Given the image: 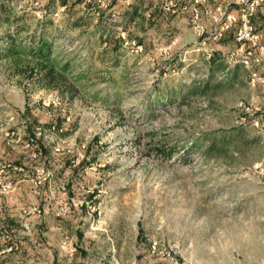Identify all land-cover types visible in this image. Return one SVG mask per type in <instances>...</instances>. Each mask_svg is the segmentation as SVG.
<instances>
[{
	"label": "rangeland",
	"instance_id": "obj_1",
	"mask_svg": "<svg viewBox=\"0 0 264 264\" xmlns=\"http://www.w3.org/2000/svg\"><path fill=\"white\" fill-rule=\"evenodd\" d=\"M70 1L40 0L55 7L50 22L31 0H0V22L10 7L0 36L23 26L24 46L41 33L53 45L44 62L28 52L6 55L0 41V167L28 150L27 136L53 151L46 200H35L27 174L0 173V190L18 182L0 192L11 214L28 216L32 202L41 209L21 235L33 254L18 246L0 252V264L41 263L38 248L48 264H56L53 254L57 264H264V81L251 83L244 72L228 83L223 67L210 79L187 14L176 29L169 19V28L155 30L164 41L151 36L149 51L123 46L115 58L100 35L122 38L121 29L95 28L94 7ZM152 18L143 13L133 30L141 34ZM170 42V53L159 54ZM221 43L218 58L227 49ZM66 61L62 72L57 64ZM187 90L194 92L183 96ZM167 94L173 98L156 103ZM57 117L61 129L48 124ZM21 184L25 196L15 199ZM65 202L74 220L57 216Z\"/></svg>",
	"mask_w": 264,
	"mask_h": 264
},
{
	"label": "built area",
	"instance_id": "obj_2",
	"mask_svg": "<svg viewBox=\"0 0 264 264\" xmlns=\"http://www.w3.org/2000/svg\"><path fill=\"white\" fill-rule=\"evenodd\" d=\"M31 1H33L35 9H37L40 1ZM116 1L82 0V5L88 4L94 7L93 15L95 22L120 28V36L124 40V47L128 46L135 53L143 51V43L138 42L135 38L127 37V31L120 27L121 18H119V13L115 9ZM123 2L130 4V0H123ZM161 8L174 15L187 14L189 16L192 30L199 37V41L195 44V50L203 51L208 62L212 60L215 54L214 45L227 38L230 34L232 37L231 45L225 51H222L221 54V58L227 64V68L240 65L246 69L249 82L264 81V32H261L255 23L257 14L264 16V0H212V2L210 0H162ZM37 12L41 13L43 18L42 11L37 9ZM202 13H205L208 18L206 22L201 19ZM53 16L55 17V11L53 12ZM262 24L264 25V18ZM173 46V42L167 45H160L157 46V51L159 54H169ZM254 117L253 114L249 115L251 120H256L255 125L259 126L258 120L260 118ZM260 131L264 133V126H260ZM24 145L30 151L32 159L37 156L35 137L27 136L24 140ZM71 163V165L79 163L78 158L71 160ZM4 168L5 170L14 168L21 175L23 173L27 174L32 195L41 194L42 191L39 189L43 186L44 179L50 175L49 170L44 167L33 169L7 163L1 165L0 173L4 172L5 174ZM16 184L13 181H6L2 184L0 192H11ZM26 207L28 210L27 214L29 215L25 217L21 216L20 227L14 233L5 232L0 236L1 240H8L11 237L19 238L22 233L29 230L31 226L29 218L35 214H39L41 209L39 205L33 204V202ZM70 211L68 202H65L63 206L58 208L56 214L59 217H64ZM18 246L20 245L14 244L2 249L0 252L11 251L17 249ZM152 248L156 249V246L153 245ZM37 251L40 254L41 260L46 264L42 256V250L38 248Z\"/></svg>",
	"mask_w": 264,
	"mask_h": 264
},
{
	"label": "trees",
	"instance_id": "obj_3",
	"mask_svg": "<svg viewBox=\"0 0 264 264\" xmlns=\"http://www.w3.org/2000/svg\"><path fill=\"white\" fill-rule=\"evenodd\" d=\"M40 1V0H39ZM63 5H69L71 3L70 0H59ZM77 4L81 3L82 0H76ZM51 6H39L37 9H40L43 13V19H47V17H49V21L54 22V16H53V12L55 7H53V9L50 8ZM10 7L7 6V8L3 11V13L6 12V16L4 18H2L0 25H4L10 22L9 19V12ZM1 15V14H0ZM134 13L130 12L129 9H124L121 12H119V18H121V22L119 23L121 25L122 21H124V19H126L127 21H132ZM264 16L262 14H257L256 19H255V23L257 25V28L259 27L258 24L262 25V21H263ZM125 20V21H126ZM118 24V25H119ZM20 29H23V26H20L16 29L15 32H7L5 33V35H1L0 36V41L3 42V47L2 49L6 50V55H14L17 53H30L31 56H34V58L39 59L41 61H47L48 59V55L50 53L49 48L52 47V42H49L48 39H45L43 36V33L40 34V36H37V38L34 37L35 42L33 43V46H24L23 43L19 40V32ZM123 29L126 30V28L123 27ZM131 32H127V37L129 38H135L136 40H138V42L143 43V38L144 36H133ZM19 37V38H18ZM231 37V36H230ZM168 39V38H167ZM101 45H103V43L105 44V48L104 51H111L114 53L115 58L117 57V54L119 53L120 49H122L123 47V42L124 40L122 38H118V39H113V38H104L101 39ZM164 41V37L162 42ZM150 47L145 46V49L149 51ZM3 50V51H4ZM114 58V59H115ZM102 59V58H101ZM218 56H216V54H214L212 60L210 61V65H209V70H208V75L210 77V79H214L213 77V73H218V70L220 67H222V61L223 59L220 57L219 60ZM57 64V63H55ZM60 69L62 70V72H66V70L69 68L70 65V61H66L64 62L61 66L59 64H57ZM222 72V71H221ZM47 78H49V82H54L57 78L56 76L53 74V71L47 72L46 73ZM225 80V78H224ZM208 85V83H206ZM204 87V85L202 86ZM194 92V90H187L185 93H183V96H187V93L189 95H191ZM171 98H173L172 94H167L164 96V98H158V100H156V103H160L162 101L165 100H170ZM48 124H53L56 126L57 129H61L63 127V122H62V118H58L57 119H51L48 121ZM66 129V128H65ZM35 143L37 144V156L33 157V159L30 156V151L29 150H24L23 152L21 151L20 153H15L13 154L14 156L11 159V163L13 165L16 166H22L25 168H37V167H45L48 165V163L51 160V153H53V151L50 149L49 146H47L46 144L42 143V139L41 137H36L35 138ZM90 146H88L87 151L90 152L91 150L89 149ZM158 150H162V149H158ZM163 151V150H162ZM67 155V154H66ZM66 165H69L70 163V158L69 155H67V159H66ZM14 176H20V172H13ZM46 180V179H45ZM45 183V181H44ZM51 183H53V179L51 180ZM47 185V183L45 184ZM44 186V185H43ZM42 186V187H43ZM21 190L23 193H26V186L25 184H21L20 185ZM41 194L39 195H34V197L36 198L35 200H40L42 201L43 199L46 200V198L49 197V194L46 192V190L41 189ZM25 196V194H24ZM4 197H0V205H1V209L3 210L2 212L0 211V236H2L5 232H11L14 233L16 232V230L20 227V221H21V214L18 216H11L9 209L7 210L6 208V202H4ZM6 205V206H5ZM39 205V204H38ZM68 216L74 218L76 217V213L73 212L72 210L69 212V214L67 216L64 217H59V218H67ZM23 240L24 237L20 236L19 238H10L8 240H1L0 239V250L8 247V246H12L14 244H19L20 246L23 245ZM80 240L79 237L76 238V241ZM26 241V240H25ZM78 243V242H77ZM77 245V244H76ZM84 249H87V247L85 246ZM32 250V249H31ZM33 252V250H32ZM5 264H12L10 261H4Z\"/></svg>",
	"mask_w": 264,
	"mask_h": 264
},
{
	"label": "crops",
	"instance_id": "obj_4",
	"mask_svg": "<svg viewBox=\"0 0 264 264\" xmlns=\"http://www.w3.org/2000/svg\"><path fill=\"white\" fill-rule=\"evenodd\" d=\"M161 1L162 0H130V4H126L125 2H123V0H117L116 1V3H115V9L117 10V12L119 13V12H121L122 10H124V9H129V11L130 12H133L134 13V18H133V20L132 21H127L126 19H124V21H122V23H121V25H120V27H124V28H126V31L127 32H131L132 33V35L133 36H144V38H143V41H144V44L143 45H145L146 44V42H148L149 41V39H150V37L152 36V39L153 40H156V38H161L160 40H163V37H161L160 36V34L158 35V33H154L153 34V32L155 31V30H163V29H165L166 27L167 28H169L168 26H169V19L172 21V22H170V25L172 24V27L174 28V29H176V27L178 26L177 25V23H178V18L180 17V15L181 14H177V15H174V14H171V13H169V12H167V11H165V10H163L162 8H161ZM210 2H212V0H210ZM157 11H158V13H157ZM146 12V15L148 16V17H152V15H153V18L151 19V20H149V22H148V25H147V27L145 28V30L141 33V34H139V33H137L135 30H133V29H135V27L136 26H134L135 25V23H137V21L142 17V14L143 13H145ZM156 13L158 14V15H156ZM204 13H202V16H201V19H202V21H203V16H204V19H205V21L204 22H206V20L208 19L207 18V16H205V15H203ZM65 15V14H64ZM156 15V16H155ZM126 20V21H125ZM169 21V22H168ZM180 23V22H179ZM103 23H98V25L96 24V26H95V28H97V29H99V27H101V25H102ZM168 25V26H167ZM259 25V29H260V31L261 32H264V25L262 24V25H260V24H258ZM57 26H59V25H57ZM61 26V25H60ZM59 26V27H60ZM151 30H153V31H151ZM152 34V35H151ZM162 34V33H161ZM156 35H157V37H156ZM231 35L229 34V36H227V38H225L224 40H222L221 42V44H223V46L225 47H222V48H224V49H226V48H228L230 45H231V38L232 37H230ZM156 37V38H155ZM263 37H264V33H263ZM105 37H103V35H100V40L101 39H104ZM106 38H108V37H106ZM110 38V37H109ZM48 41L49 42H51L50 40H49V38H48ZM148 43H150V42H148ZM154 43H156V41H154ZM105 44L106 43H103V45H101V47H104L105 46ZM152 45V44H151ZM150 45V46H151ZM154 45V44H153ZM146 46V48L147 47H150V46H147V45H145ZM52 47H53V45H52ZM51 47V48H52ZM51 58H50V53H49V55H48V59L47 60H50ZM220 58H218L217 60H219ZM221 60V59H220ZM222 67H223V71H222V74H223V76H224V78L227 80H229V78H230V80H229V82L228 83H233V81L236 79V78H238V75H240V73L241 74H244V72H245V74H247V71H246V69H244L242 66H240V65H236L235 67H232V68H227L226 67V69H225V67H224V65H222ZM260 83V82H259ZM260 84H263V82H261ZM261 93H262V91H260V95H261ZM261 97V96H260ZM262 98V97H261ZM25 193H23L22 192V190H21V187H18L17 189H16V191L14 192V195H15V199H18V196L19 197H21V196H23ZM16 201V200H15ZM15 201H13V202H15ZM6 204H7V202H6ZM10 204V203H9ZM13 209V208H12ZM11 209V210H12ZM15 209V208H14ZM13 209V210H14ZM11 214V213H10ZM11 216H18V215H16V214H11ZM68 217H70V216H68ZM32 219V218H31ZM73 219V218H72ZM74 220V219H73ZM47 222H49V221H47ZM52 223H54V220L52 219ZM44 224V221L43 220H40V222L37 224V225H43ZM40 232V231H39ZM26 240V241H25ZM23 245L22 246H20V248H21V253H24V252H27V254H33V252H32V246H31V244L30 243H32V241H31V239H27V238H25L24 237V240H23ZM46 248H47V246H45ZM48 249V248H47ZM51 250H48V255H50L51 254V252H50ZM57 255V254H56ZM39 256V255H38ZM51 258H52V260H53V263H56L57 264V260H58V258H57V256H55V254H53L52 256H51ZM40 259V258H39ZM41 260V259H40ZM42 261V260H41ZM36 264H45L43 261L40 263H38V262H36ZM46 264H48L47 263V261H46Z\"/></svg>",
	"mask_w": 264,
	"mask_h": 264
}]
</instances>
